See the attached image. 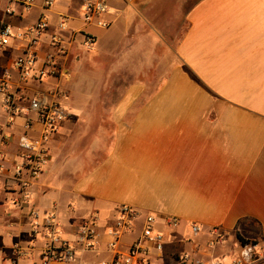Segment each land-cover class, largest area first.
<instances>
[{
	"label": "crops",
	"instance_id": "crops-1",
	"mask_svg": "<svg viewBox=\"0 0 264 264\" xmlns=\"http://www.w3.org/2000/svg\"><path fill=\"white\" fill-rule=\"evenodd\" d=\"M80 1L57 0L53 13L54 23L64 13L82 30L66 34L69 52L61 63L71 76L41 86L66 88L63 104L73 116L50 141V160L33 181L29 204L20 206L19 192L0 186V264H11L15 243L28 245L31 208L55 213L64 236L75 239L85 219L96 214L104 227L122 205L141 217L122 237L121 250L142 236L144 217L155 215L164 240L161 247L146 242L147 264H231L240 252L238 235L264 240V0H181L180 13L162 23L156 9L110 0L106 29L79 21L74 5ZM37 15L31 12L22 24ZM85 32L96 37L97 56L86 53ZM157 34L165 43L177 40L158 67L164 72L158 89ZM82 56L95 73L82 86L68 84ZM103 56L115 64L93 62ZM97 84L99 95L85 93ZM6 122L0 104V128ZM22 123L16 120L6 149V176L19 160ZM169 218L179 224L169 226ZM193 224L200 226L197 234ZM215 228L225 240L213 247ZM100 238L92 253L107 257L95 264L113 257L104 229Z\"/></svg>",
	"mask_w": 264,
	"mask_h": 264
},
{
	"label": "built area",
	"instance_id": "built-area-1",
	"mask_svg": "<svg viewBox=\"0 0 264 264\" xmlns=\"http://www.w3.org/2000/svg\"><path fill=\"white\" fill-rule=\"evenodd\" d=\"M57 0H0V104L7 118L0 128V186L19 192V205L30 203L31 188L44 171L50 160L49 143L60 131L63 124L73 116L63 101L68 99V91L51 85L41 86L49 80L70 78L62 60L69 52L70 39L67 33L75 30L72 18L59 13L56 23L53 13ZM82 14L79 21L85 26L94 25L109 28V15L112 8L110 0H81ZM37 10L38 15L32 23L22 24L27 14ZM87 51L96 47V37L83 33ZM46 44V45H45ZM22 119V133L18 137V159L10 176L5 175L9 156L7 147L14 137L16 120ZM141 214L132 206L122 205L111 224L102 226L94 214L85 219L77 228L76 238L64 236L61 224L55 213L41 212L31 208L29 222L30 241L27 246L17 242L12 246L11 264H82L80 253L98 252L101 245L100 231L108 238L107 250L113 257L102 264H147L149 246L146 242L162 246L164 236L155 231L156 216L147 215L142 224V236L127 251L120 248L121 239L137 228ZM169 226H177V218L167 220ZM197 234L200 226L192 225ZM210 246L225 240V233L215 228ZM264 259V240L251 241L240 245V252L231 264H257ZM186 260V257H181ZM204 264H224L211 261Z\"/></svg>",
	"mask_w": 264,
	"mask_h": 264
},
{
	"label": "rangeland",
	"instance_id": "rangeland-1",
	"mask_svg": "<svg viewBox=\"0 0 264 264\" xmlns=\"http://www.w3.org/2000/svg\"><path fill=\"white\" fill-rule=\"evenodd\" d=\"M122 1H126V0H122ZM130 1V0H128ZM134 2V6L138 9L141 8L140 5H145L144 8L146 9H156L155 11H157V22L162 23L165 20H170L172 17H176L178 13H180V1L181 0H131ZM59 6H64L63 2L58 1L57 4V9L58 11H64L65 9H59ZM65 7V6H64ZM75 8V9H74ZM74 10L77 11L78 13L82 14V10H81V5L79 3L74 5ZM30 14H27V16L29 17ZM27 19L24 20V22H26ZM93 27L94 25H88L86 27ZM96 27V26H94ZM103 29V28H101ZM177 40L174 39H170L167 40V43H165L164 39L162 37H160L158 34L156 36L155 39V43H156V82H157V86L156 89H158V84L162 83L163 81V77H164V72L161 71L159 72L158 67L160 66V62L163 61V59H165V56L168 55L169 56V52L171 51V47H174L176 44ZM85 48V47H84ZM86 50V49H85ZM92 52V51H91ZM91 52H87L86 53H91ZM98 53L96 51L91 53V56H97ZM87 56V55H86ZM85 56H82V59L84 60L83 65L80 67V70H77L74 74H72V77L70 79V81L68 82V84H72L74 82H79L78 85L82 86L84 82L91 80L92 75H94L93 73H95L92 69L89 67V64H91V60L87 61L85 58ZM95 63H98L100 65H102L104 68L108 67L109 65H113L115 63L114 58L112 59L110 56H103L97 59H94ZM78 72V73H77ZM73 73V72H72ZM146 73V71H145ZM141 78H143V75H141ZM134 79V78H131ZM67 82H64V85H66ZM99 85L97 84L95 88H97L96 90H89L86 89L85 93L86 94H91V92L93 91V93L95 95H99L100 94V88L98 87ZM66 89V88H65ZM67 90V89H66ZM89 90V91H88ZM68 91V90H67ZM96 91V92H95ZM115 91V88L112 89L113 94ZM68 94L70 95V92L68 91ZM77 96V95H76ZM69 101V100H68ZM65 108L69 111H71V113L73 114V111L71 110V108L67 105V102L64 104ZM72 229L70 228L69 232ZM85 254V255H84ZM107 257V255L104 253H98V254H93V253H80L79 258H83L85 262H87L88 264H95L98 261L104 260Z\"/></svg>",
	"mask_w": 264,
	"mask_h": 264
},
{
	"label": "trees",
	"instance_id": "trees-1",
	"mask_svg": "<svg viewBox=\"0 0 264 264\" xmlns=\"http://www.w3.org/2000/svg\"><path fill=\"white\" fill-rule=\"evenodd\" d=\"M238 239H239V241H240L241 244H247V243L251 242V241H249V240H246V239L242 238V237L239 236V235H238Z\"/></svg>",
	"mask_w": 264,
	"mask_h": 264
}]
</instances>
